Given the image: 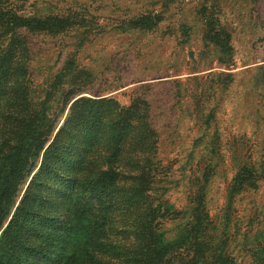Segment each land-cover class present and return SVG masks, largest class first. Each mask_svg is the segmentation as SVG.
<instances>
[{
    "label": "trees",
    "instance_id": "obj_1",
    "mask_svg": "<svg viewBox=\"0 0 264 264\" xmlns=\"http://www.w3.org/2000/svg\"><path fill=\"white\" fill-rule=\"evenodd\" d=\"M87 14L0 0V264H238L229 250L232 205L256 186L252 167L233 177L217 216L202 173L177 209L159 185L144 100L72 96L79 88L68 77L53 92L34 89L28 35L81 28L83 37L95 24ZM133 18L146 30L161 20ZM212 39L229 50L225 31ZM249 264H264V244Z\"/></svg>",
    "mask_w": 264,
    "mask_h": 264
},
{
    "label": "rangeland",
    "instance_id": "obj_2",
    "mask_svg": "<svg viewBox=\"0 0 264 264\" xmlns=\"http://www.w3.org/2000/svg\"><path fill=\"white\" fill-rule=\"evenodd\" d=\"M39 2L53 12L88 9L95 24L83 37L81 28L28 35L34 89L53 92L68 77L79 88L72 96L144 100L159 185L174 207L184 208L193 177L207 174L205 199L215 217L233 177L244 165L256 171V186L234 197L228 233L231 255L249 264L264 244V0ZM155 14L154 28L131 24ZM215 30L227 33V52L212 39Z\"/></svg>",
    "mask_w": 264,
    "mask_h": 264
}]
</instances>
